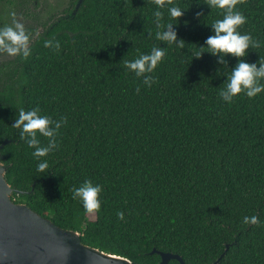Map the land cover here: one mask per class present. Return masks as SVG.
I'll list each match as a JSON object with an SVG mask.
<instances>
[{"label":"trees","instance_id":"16d2710c","mask_svg":"<svg viewBox=\"0 0 264 264\" xmlns=\"http://www.w3.org/2000/svg\"><path fill=\"white\" fill-rule=\"evenodd\" d=\"M76 1L27 60L0 67V146L9 142L2 163L8 184L22 192L13 201L136 264H160L155 249L185 264H264V93L231 103L220 97L238 58L218 63L201 47L222 10L206 0L161 9L164 25L178 22L169 7L184 10L174 25L181 48L156 39L162 28L151 0H85L70 19ZM237 10L247 18L240 33L259 45L244 59L264 62V0H243ZM49 40L60 48L45 47ZM153 47L165 56L149 87L126 64ZM37 107L64 120L58 147L41 158L47 175L36 171L28 137L12 127L21 108ZM85 180L103 187L95 214L72 198ZM246 216L259 223L244 224Z\"/></svg>","mask_w":264,"mask_h":264},{"label":"clouds","instance_id":"9594fccd","mask_svg":"<svg viewBox=\"0 0 264 264\" xmlns=\"http://www.w3.org/2000/svg\"><path fill=\"white\" fill-rule=\"evenodd\" d=\"M155 6L154 22L161 31L156 32V39L165 42L168 45L175 44L183 47L184 40H178L177 32L174 25H178L180 18L184 15V10L179 7L172 6L168 8V15L171 22L166 25L161 24L164 17L163 11L167 5H171L173 0H151ZM243 3V0H206V4L211 9H220L223 12V18L216 20L209 25L212 28L213 35L209 36L205 42L208 53L213 56L220 57L218 63H223L225 57L229 54L238 58V63L231 69L230 75L222 91L219 93L223 101L231 103L235 97L240 94L246 95L248 98L257 97L264 93V62L259 60L257 63H249L244 59L248 55L249 49L258 47L257 42L250 34H241L239 28L244 25L247 18L237 10V5ZM12 24L0 27V54L7 56H19L23 60H27L31 55L30 41L31 34L25 29L24 24L16 19V13L11 12ZM45 47L58 50L60 43L51 40L45 41ZM204 53V52H203ZM203 53H198L195 58H199ZM165 51L162 47H153L150 54H143L134 61L126 64L127 69L133 72L136 77H142L145 85L151 86L153 73L157 66L162 62ZM139 92V88L137 89ZM64 120L54 121L47 115H41L40 109L19 110L18 117L12 127L21 130V139L28 137L27 145L34 149L32 155L39 162L36 171L47 175L49 164L46 159L57 147V134ZM39 137L47 138V145H42ZM72 198L79 200L86 214H95L101 210L102 201L100 195L103 187L100 184H94L91 180H85L79 187L71 189ZM118 218L124 220V213H118ZM244 224L256 225L259 219L256 216L244 217Z\"/></svg>","mask_w":264,"mask_h":264},{"label":"water","instance_id":"95a60500","mask_svg":"<svg viewBox=\"0 0 264 264\" xmlns=\"http://www.w3.org/2000/svg\"><path fill=\"white\" fill-rule=\"evenodd\" d=\"M85 0H79L74 18ZM9 142L0 146V264H136L126 258L106 254L83 244L81 234L65 230L40 216L26 204H16L12 197L22 192L13 189L6 180V167L1 152ZM229 247H227L228 251ZM160 264L176 260L175 254L159 252ZM221 258L215 263L219 264Z\"/></svg>","mask_w":264,"mask_h":264},{"label":"flooded vegetation","instance_id":"af4514ba","mask_svg":"<svg viewBox=\"0 0 264 264\" xmlns=\"http://www.w3.org/2000/svg\"><path fill=\"white\" fill-rule=\"evenodd\" d=\"M78 1L75 2V6ZM66 2L68 3L66 10H68L74 4V0H55L54 4L63 6ZM50 5L51 0H0V27L11 25L12 17L10 13L15 12L16 19L24 24L25 29L31 34L30 46H32L42 38H49L52 24L61 22L67 16L66 10H64L61 16L53 17L54 19L51 21ZM17 58L18 56L0 54V67L5 68L15 64Z\"/></svg>","mask_w":264,"mask_h":264},{"label":"rangeland","instance_id":"374dc122","mask_svg":"<svg viewBox=\"0 0 264 264\" xmlns=\"http://www.w3.org/2000/svg\"><path fill=\"white\" fill-rule=\"evenodd\" d=\"M55 0H51V5L49 7L50 9V17H51V21L54 19L53 17H57V16H61L64 12V10H66L68 8V1L65 3V5L63 6H58L54 4ZM2 62V61H1ZM92 219L95 218V216H91Z\"/></svg>","mask_w":264,"mask_h":264}]
</instances>
